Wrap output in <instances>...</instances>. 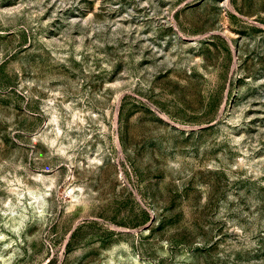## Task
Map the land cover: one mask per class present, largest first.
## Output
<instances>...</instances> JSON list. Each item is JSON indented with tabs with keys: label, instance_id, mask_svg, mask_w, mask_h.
I'll list each match as a JSON object with an SVG mask.
<instances>
[{
	"label": "rangeland",
	"instance_id": "1",
	"mask_svg": "<svg viewBox=\"0 0 264 264\" xmlns=\"http://www.w3.org/2000/svg\"><path fill=\"white\" fill-rule=\"evenodd\" d=\"M0 264H264V0H0Z\"/></svg>",
	"mask_w": 264,
	"mask_h": 264
}]
</instances>
